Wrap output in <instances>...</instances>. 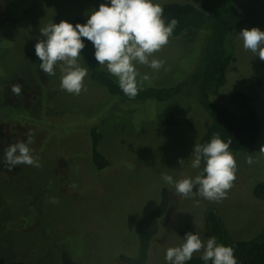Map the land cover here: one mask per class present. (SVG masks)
Instances as JSON below:
<instances>
[{
    "label": "rangeland",
    "instance_id": "1",
    "mask_svg": "<svg viewBox=\"0 0 264 264\" xmlns=\"http://www.w3.org/2000/svg\"><path fill=\"white\" fill-rule=\"evenodd\" d=\"M101 3L110 0H0V104L5 105L0 112L23 117L0 122V264H118L117 252L132 254L137 245L130 219L145 214L161 186L170 193V208L161 233L152 241L148 264H167V248L178 246L187 232L206 241L201 213L207 204L217 207L232 239L259 234L264 206L251 193L257 182H264V154L259 152L264 145V86L253 76L259 57L243 48L238 33L234 35L226 80L214 97L227 104L231 94L244 92L260 120L252 147L229 150L238 166L233 187L219 203L199 195L184 198L162 175L174 180L197 175L191 167L197 143L193 140L201 136L209 118L196 103L192 85L187 83L166 102H122L88 75L87 90L69 94L60 87L59 65L54 76L39 68L34 48L41 38L39 29L50 21L88 19L87 13ZM205 40V32L194 30L169 38L156 53L163 67L154 71L137 65L138 79L147 74L149 85L166 86L189 76L201 60ZM17 83L22 85L20 95L11 91ZM92 127L102 135L98 151L109 162L101 171L89 157ZM29 133L41 167L22 164L8 171L2 163L4 150L27 142ZM249 155L252 164L246 163ZM52 197L59 202L52 203Z\"/></svg>",
    "mask_w": 264,
    "mask_h": 264
},
{
    "label": "clouds",
    "instance_id": "2",
    "mask_svg": "<svg viewBox=\"0 0 264 264\" xmlns=\"http://www.w3.org/2000/svg\"><path fill=\"white\" fill-rule=\"evenodd\" d=\"M86 23L73 24L61 20L50 21L39 29L40 37L35 43V55L41 61L39 68L48 76L56 75V66L60 70V87L69 94L79 95L86 91L84 80L88 70L79 63L81 52L85 47L82 38L90 41L95 49L94 58L102 67L113 75L119 88L129 98H135L145 81L150 77L141 74L137 65L159 71L164 61L156 53L165 47L178 20L172 18L166 23L164 8L157 0H110V3L99 4L98 10L87 13ZM239 38L243 48L251 51L264 61V31L258 27L243 28ZM11 91L20 95L21 84H13ZM34 142L33 134H28L27 142L18 141L10 144L5 150L2 163L8 171L18 165L41 167L39 157L33 154L30 145ZM231 140L225 142L219 134H213L210 142L196 144L193 148V169L203 168L194 178L184 177L174 180L171 175H162L163 181L172 185L178 195L184 198H195L199 195L205 200L219 203L227 198L233 187L238 166L234 155L229 151ZM264 154V145L261 146ZM183 166L184 160H178ZM246 163L252 164L249 155ZM198 186V188H197ZM72 187H75L73 185ZM197 188L194 193L193 189ZM52 203L58 199L51 198ZM198 206L199 201H196ZM201 259L207 264H237L234 249L218 243L212 236L202 240L197 233L187 232L178 246L169 247L165 253L167 264H186L193 255L201 252Z\"/></svg>",
    "mask_w": 264,
    "mask_h": 264
},
{
    "label": "trees",
    "instance_id": "3",
    "mask_svg": "<svg viewBox=\"0 0 264 264\" xmlns=\"http://www.w3.org/2000/svg\"><path fill=\"white\" fill-rule=\"evenodd\" d=\"M166 23L172 18L178 20L171 39L179 37L186 30L206 33L201 60L196 68L185 78H176L171 85L153 86L143 82L135 98L126 96L118 86L117 79L108 71L100 68L94 58V47L86 38H82L85 47L81 52L80 63L88 70L91 81L106 90L109 96L119 101L154 100L166 102L181 93L185 85L193 86L195 101L206 112L209 122L196 144L210 142L213 134L227 142L231 140L229 150L246 151L254 145L260 133V120L249 104L247 95L237 91L231 94L227 104L214 100L224 85L228 66L232 61V39L243 28L258 27L264 29V0H194L192 3H163ZM87 19L76 16L69 21L75 24L86 23ZM256 84L264 86V61L254 67ZM5 106L0 104V107ZM0 111H2L0 109ZM2 113V114H1ZM0 122L23 121V117L12 118L9 112H0ZM90 160L97 171L106 169L109 162L99 153L98 145L102 135L96 128L88 130ZM203 162L197 174L202 170ZM198 188V186H197ZM194 188V193L197 191ZM252 196L264 206V182H257L252 188ZM170 193L165 186L159 188L156 199L144 215L130 219L137 237L134 253L117 252L115 261L119 264H148L151 245L162 230V219L170 208ZM202 225L209 237H216L218 243L231 246L237 264H264V226L254 237L232 239L219 214L217 207L207 204L201 213ZM202 255V254H201ZM201 255H193L186 264H205ZM7 264V262H6ZM207 264H212L208 261Z\"/></svg>",
    "mask_w": 264,
    "mask_h": 264
}]
</instances>
